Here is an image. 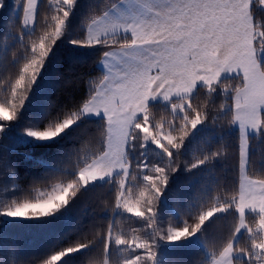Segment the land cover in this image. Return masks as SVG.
<instances>
[{
    "label": "trees",
    "instance_id": "obj_1",
    "mask_svg": "<svg viewBox=\"0 0 264 264\" xmlns=\"http://www.w3.org/2000/svg\"><path fill=\"white\" fill-rule=\"evenodd\" d=\"M120 1L61 4L68 15L60 37L21 90L14 118L0 119V264H46L60 252L65 255L58 264H213L240 228L241 167L247 166L248 178L264 182V114L260 132L248 139V160L245 155L242 160L235 98L245 79L238 75L200 87L188 98L149 105L129 134L128 175L83 185L82 170L108 147L107 121L86 117L83 109L105 79L104 54L121 46L73 41L83 40L92 20ZM56 7L39 0L35 26L27 31L24 0H0V103L11 99L15 80L35 55L32 45L48 27L45 16ZM112 39L131 41L127 35ZM198 116L201 122L192 126ZM68 119L77 123L52 141L23 136ZM182 130L188 135L182 137ZM58 183L75 187L55 211L3 217L13 205L33 201ZM213 211L216 215L200 220ZM197 224L199 241L187 240ZM261 225L264 213L245 216L233 264H251L247 253L264 248Z\"/></svg>",
    "mask_w": 264,
    "mask_h": 264
},
{
    "label": "snow or ice",
    "instance_id": "obj_2",
    "mask_svg": "<svg viewBox=\"0 0 264 264\" xmlns=\"http://www.w3.org/2000/svg\"><path fill=\"white\" fill-rule=\"evenodd\" d=\"M51 3L57 7L50 17L45 16L48 27L32 45L35 55L24 64L20 76L15 80L11 99L7 104L0 103V119L14 118L18 103L23 101L21 90L35 79L51 45L61 35L64 18L68 13L60 5H71L73 0H51ZM36 6L37 0H24L23 24L34 20ZM130 7L135 22L126 27V33H130L131 41L109 40L102 35L103 39L99 37L101 43H92L93 29L100 31L97 27L101 24L100 19L92 20L83 40L73 41L87 45L104 44L108 48L120 45L121 49H137L132 53L121 51L104 54L107 58L113 57L107 60L108 80L120 87L109 88L104 95H96L93 103L111 105L112 99H115L119 108L113 106L109 111L116 117L125 107L145 109L146 100L155 96L157 89L168 99L173 89L179 90L180 86L196 78L200 65L217 63H229L233 68H243L248 89L254 95L259 93L260 98L264 99V73L256 71L257 65L264 68V0H149L147 3L143 0H130ZM136 7L142 8L147 15L136 13ZM100 87L103 89L106 84ZM109 92L113 94L112 97L108 96ZM201 120L202 117L198 116L190 123L196 126ZM72 123L69 119L54 128L28 134L38 139H49ZM180 135L185 137L188 132L182 130ZM162 182L166 183V177H162ZM74 187L70 184L56 198L63 202L64 193H70ZM257 195L264 197V192ZM258 203L264 208V199ZM60 206L53 203L52 198L25 201L8 210L6 215L43 216ZM212 215L208 213L207 218L202 215L200 220L205 222ZM200 227L201 224H197L192 234ZM76 250L68 249L69 252ZM241 253L245 255L243 251ZM64 255V252L52 255L46 264H58ZM247 255L251 264H264V248L253 249ZM224 264H228V261L225 260Z\"/></svg>",
    "mask_w": 264,
    "mask_h": 264
},
{
    "label": "crops",
    "instance_id": "obj_3",
    "mask_svg": "<svg viewBox=\"0 0 264 264\" xmlns=\"http://www.w3.org/2000/svg\"><path fill=\"white\" fill-rule=\"evenodd\" d=\"M147 3L149 0H143ZM39 0H37V6L35 10V18L33 21L28 24H24V27L27 31L33 30L36 21V13L38 8ZM135 12L139 14H144L142 8L136 7ZM101 24L97 27L100 28V31H97L96 28L93 29V39L91 42H99L100 39H103V36H107L108 39L115 38L117 36H130V33H126V27L135 22L134 13L130 7V0H121L117 3L112 9H110L105 15L101 18ZM111 33V34H110ZM103 35V36H102ZM126 51L129 53L137 51L135 48L127 49H113L109 52ZM113 57L106 56L103 57L100 67L105 74V79L101 85L106 87L101 89V85L98 87L96 95H104L105 92H108L109 88L116 89L119 88V84H114L109 82L108 76L106 75V67L108 61L112 60ZM108 60V61H107ZM257 73L262 72L259 65L256 66ZM241 75L245 79V86L241 89L235 98V123L238 129L241 132V143L244 142L243 155H245L246 160H248V139L251 136H255L260 132L262 115L264 114V99L260 98V94H253L248 89V80L244 74L243 68H233L229 63L223 64H211V65H200L197 69L196 78L189 80L184 85L180 86L179 90L173 89V91L168 94V99H165V94L157 89V94L145 102V108L149 105L155 103L168 102L175 99H182L192 96L196 90L203 86L212 85L222 79ZM151 91V89H150ZM112 93L109 92L108 96L112 97ZM94 96V97H95ZM84 107L83 112L86 117L90 118H104L107 121L108 125V150L110 149V144L115 143L117 145H124L126 150V145L129 138V133L131 126L135 120L142 114L144 109H133L130 107H125L120 111L119 117L114 116L112 112L109 111L110 107L119 108V105L116 104V100L112 99L111 105H105L104 103H93V99ZM246 146V148H245ZM243 159V156H242ZM245 171V172H244ZM241 174V184H240V197H239V209L242 216H246L248 213H264V208H261L258 201L264 199L257 194L264 192V182L256 181L247 177V166ZM114 171L103 174L101 178L103 180L109 179L105 178ZM88 174V173H87ZM240 214V215H241ZM233 263V259L231 260Z\"/></svg>",
    "mask_w": 264,
    "mask_h": 264
},
{
    "label": "rangeland",
    "instance_id": "obj_4",
    "mask_svg": "<svg viewBox=\"0 0 264 264\" xmlns=\"http://www.w3.org/2000/svg\"><path fill=\"white\" fill-rule=\"evenodd\" d=\"M188 98V97H187ZM172 101V100H171ZM156 104V103H155ZM148 107V106H147ZM146 107V108H147ZM145 108V109H146ZM144 109V110H145ZM144 112V111H143ZM142 112V113H143ZM142 114H140L141 116ZM140 116H138V118L135 120V122L140 118ZM69 120V119H68ZM72 120V119H71ZM65 121V120H64ZM63 121V122H64ZM73 123L68 126L65 130H63L61 133H59L58 135H56L55 137H52V138H49V139H38L36 137H33V136H30L28 133L31 132V131H36V130H29L26 134H24V138H27V139H32L34 141H37V142H46V141H52L56 138H58L60 135H62L64 132H66L68 129L72 128L77 122H75L74 120H72ZM134 122V123H135ZM133 123V124H134ZM133 126V125H132ZM131 126V128H132ZM131 131V129H130ZM4 133V125L3 124H0V135ZM130 134V133H129ZM128 143V142H127ZM242 147L244 148V142L241 143ZM243 148H242V156H243ZM246 148V146H245ZM126 149H127V145H126ZM249 149V147H248ZM107 150H108V147H107ZM106 150V153L100 157L99 159H97L96 161H94L91 165H89L88 167H86L84 170H82L81 174H80V178L82 179V182H83V185L86 186L88 183H92L94 181H102L103 178H101L103 176V174H107V173H110L112 171H114L113 173H111L110 175H108L107 177L105 178H111L113 177L114 175H117V174H125V176L128 175V172H129V165H128V162H127V159H126V150L124 149V145L121 146V145H117L115 143H111L110 144V149L109 151L107 152ZM243 160V159H242ZM242 167H241V174L242 173ZM88 173V174H87ZM70 184H73V183H58V184H55L51 189L49 190H42V191H39L37 194H36V199L35 200H42V201H45V200H48L49 198H52V202L55 203V204H63L67 201V198L69 196L70 193H64L65 195V200L62 202L60 201L59 199H57L56 197L66 188H68V186ZM74 185V184H73ZM33 200V201H35ZM17 205V204H16ZM15 205H13L11 208H13ZM10 208V209H11ZM8 209V210H10ZM4 211V214H3V217L6 218V219H25L27 217H29V215L27 216H9V215H6V212L8 211ZM220 212H224L223 209L220 210ZM212 213L213 215L211 217H213L214 215H216V211H213V212H210ZM241 214V213H240ZM209 217V218H211ZM244 219H245V216H242L241 214V224H240V228H239V232L237 233L236 235V238L235 240L233 241V243L224 251V253L218 258L216 259L213 264H224V261L227 260L228 261V264H233L231 263V260L233 259V256H234V251H233V247H234V244L237 242V240L239 239V237L241 236L242 232H243V229H244ZM263 225V224H262ZM260 227V230H264V226ZM182 234H179L178 237H181ZM187 240H195V241H199V238H198V235L197 233L191 235ZM229 249H231V251H229ZM226 253H227V256H226Z\"/></svg>",
    "mask_w": 264,
    "mask_h": 264
}]
</instances>
